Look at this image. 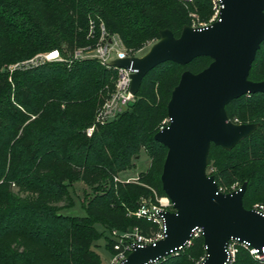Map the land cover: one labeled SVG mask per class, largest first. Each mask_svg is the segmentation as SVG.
Returning <instances> with one entry per match:
<instances>
[{
	"label": "trees",
	"instance_id": "trees-1",
	"mask_svg": "<svg viewBox=\"0 0 264 264\" xmlns=\"http://www.w3.org/2000/svg\"><path fill=\"white\" fill-rule=\"evenodd\" d=\"M211 14V0H0V264H101L92 249L104 235L97 225L157 231V224L135 215L144 197L157 202L166 196L161 175L168 149L155 134L168 119L182 73L200 72L212 59L157 65L143 78L134 103L105 123L97 122V113L113 91L116 69L95 58L13 71L4 66L38 52L95 46L102 24L134 54L146 41L158 40L161 30L178 37L185 25L207 22ZM249 78L264 80V41ZM226 109L231 119L258 128L230 150L212 144L207 171L224 192L246 182L243 202L251 209L264 202V92L234 99ZM141 149L151 159L147 171L136 181H116ZM78 180L95 190L86 214L57 212L49 201L66 197ZM12 183L38 198L17 197ZM108 250L113 252L112 240ZM206 253L200 235L154 264H200ZM231 264L264 262L240 246Z\"/></svg>",
	"mask_w": 264,
	"mask_h": 264
},
{
	"label": "water",
	"instance_id": "water-1",
	"mask_svg": "<svg viewBox=\"0 0 264 264\" xmlns=\"http://www.w3.org/2000/svg\"><path fill=\"white\" fill-rule=\"evenodd\" d=\"M220 19L207 26L185 25L180 36L170 29L141 57L115 59L132 69L131 90L137 94L143 78L157 65L188 64L200 56L212 62L202 71L186 70L168 102V124L155 139L168 151L161 181L174 211H163L164 238L136 246L122 264H154L179 250L201 228L206 257L201 264H226L232 238L264 247V213L244 206L247 183L222 191L207 171L212 144L227 150L258 128L235 123L226 106L243 95L264 92V80L253 81L250 70L264 41V0H223Z\"/></svg>",
	"mask_w": 264,
	"mask_h": 264
},
{
	"label": "built area",
	"instance_id": "built-area-1",
	"mask_svg": "<svg viewBox=\"0 0 264 264\" xmlns=\"http://www.w3.org/2000/svg\"><path fill=\"white\" fill-rule=\"evenodd\" d=\"M192 1V0H186ZM212 14L207 22H201L194 24V26H207L220 19L221 10L224 6L223 0H211ZM120 44H122L119 38ZM123 46V44H122ZM94 55H90L91 58L99 60L104 66L108 68H114L117 71V77L114 83L113 91L111 95L104 102L102 107L97 113V122L105 123L115 119L119 114L125 111L136 99V94L131 90L132 82V69H126L124 67L113 64L115 59H124L127 57H139L136 54H129L127 49L121 47L114 37L109 36L106 32L104 24L101 25V37L100 42L94 47ZM92 50V46H85L78 48L74 54V58L78 59L84 52ZM115 52V55L111 54ZM65 61L59 50L55 49L49 51L43 56V61H50L59 59ZM74 58L70 62L74 61ZM231 119V118H230ZM235 123H241L237 118L231 119ZM168 124V120L164 121V126ZM162 126V127H164ZM95 129V124L87 129L88 135H91ZM116 181H130V179L122 180L118 176H115ZM255 209L264 213V205L256 204ZM163 211H174L173 204L169 198L161 197L157 199V202H147L142 199L139 208L135 211V215L139 218L146 219L152 223L157 224V231L151 234L142 233L137 227L128 229L127 231L115 232V237L112 240L113 252L111 253V264H122L128 255L135 249L136 246H147L156 243L158 240L164 238L166 227L165 219L162 215ZM203 235L202 229L197 228L193 231V238ZM192 238V239H193ZM192 240L186 245L189 246ZM185 246V247H186ZM245 247L249 250L251 256L259 261L264 262V247L262 249L252 247L247 242H242L239 239L232 238L226 245L227 261L226 264H231L235 261L239 247ZM180 251V250H179ZM178 252V251H177ZM203 261V259H202ZM201 261V263H202ZM200 263V264H201Z\"/></svg>",
	"mask_w": 264,
	"mask_h": 264
},
{
	"label": "rangeland",
	"instance_id": "rangeland-1",
	"mask_svg": "<svg viewBox=\"0 0 264 264\" xmlns=\"http://www.w3.org/2000/svg\"><path fill=\"white\" fill-rule=\"evenodd\" d=\"M91 23H92V26H91L90 33H94V30H93V28L95 27L94 21L91 20ZM197 23L198 22L196 20L193 21V24H197ZM111 36L114 37V39H117V41L121 47H124L125 49H127V47L123 44V42H122L123 46H122V44H120V42H119L120 37H118L117 35H111ZM158 40L146 41L141 48L133 49V53L139 57L145 55L150 50L152 45L155 42H157ZM93 47L94 46H92V50H90L88 52H84L78 59L74 58V54H75L77 48L69 49L67 47H64L63 50L60 49V53H61L62 58L66 62L71 63L70 60L72 58H74L75 61L85 59V58H91L90 55H94L93 54V52H94ZM48 52L49 51L38 52V53L34 54L33 56L26 58L24 60H19L16 62L6 64L3 69L8 70V71H13L16 68L38 67V66L44 64L45 62H62V60H60V58L55 59V60H50V61H48V60L43 61L42 60L43 56L46 55ZM113 55H115V52H113L111 54V56H113ZM167 120L168 119H166V121ZM147 160H150V162H151V159L148 156L145 149H141L139 152V155L132 159L133 167L120 172L117 176L122 180H126V179L131 178L130 176H133L136 173H138L137 177H135V179H130V181L138 180L140 172L147 171V169L149 168L150 164L148 165V167H146V164L148 163ZM208 173H209V171H208ZM104 183H106V181H104ZM11 186H12V189H13L14 193L16 194V196L23 199V200L32 201V200L37 199L39 196L38 193L32 192L28 189H24L16 183H12ZM69 189H70L69 193L66 197H64L63 199L51 200V201H49L50 205L54 209H56L57 212L63 213V214L68 215V216L74 217V216L85 215L86 214L85 206L88 203V201L94 196V194H95L94 188L87 185V183L84 182L83 180H78V181L74 182L72 184V186L69 187ZM162 197H166V196H162ZM160 198L161 197L157 196V199H160ZM143 199L147 202H152V200L150 198L144 197ZM256 204H263L264 205V202L257 201L254 205H256ZM97 227L100 231L103 232L104 235L102 238H100L99 240L94 242L92 249L100 255L101 264H111V252L108 250V242L113 240V238L115 237L114 231L121 232V230L105 229L102 225H97Z\"/></svg>",
	"mask_w": 264,
	"mask_h": 264
},
{
	"label": "crops",
	"instance_id": "crops-1",
	"mask_svg": "<svg viewBox=\"0 0 264 264\" xmlns=\"http://www.w3.org/2000/svg\"><path fill=\"white\" fill-rule=\"evenodd\" d=\"M147 162H148V163L146 164V167H148V165L150 164V160H147ZM146 167H145V168H146ZM137 174H138V173H136V174L133 175V176H130L131 178H129V179H135V177H137Z\"/></svg>",
	"mask_w": 264,
	"mask_h": 264
}]
</instances>
